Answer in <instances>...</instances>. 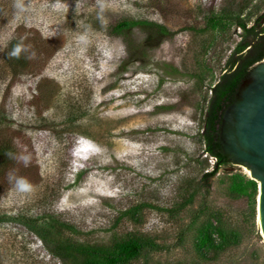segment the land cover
<instances>
[{"label": "rangeland", "instance_id": "obj_1", "mask_svg": "<svg viewBox=\"0 0 264 264\" xmlns=\"http://www.w3.org/2000/svg\"><path fill=\"white\" fill-rule=\"evenodd\" d=\"M263 13L264 0H0V144L14 152L0 159V264H68L62 241L130 238L162 247L130 264H264L247 172L203 182L214 159L198 137L243 33L207 20ZM128 19L172 35H113ZM206 227L216 246L200 252Z\"/></svg>", "mask_w": 264, "mask_h": 264}, {"label": "trees", "instance_id": "obj_2", "mask_svg": "<svg viewBox=\"0 0 264 264\" xmlns=\"http://www.w3.org/2000/svg\"><path fill=\"white\" fill-rule=\"evenodd\" d=\"M264 19V13L259 16L253 25L247 26L239 14L221 15L211 17L206 22V27L221 28L226 23H233L242 30V40L237 43L230 57L228 58L224 72L217 82L209 88V96L203 99V117L201 132L198 137L202 146L203 153L214 159L211 171L205 172L201 180L209 181L216 175L220 167L229 165L226 155L223 153L219 142V124L224 109L229 106L237 91L239 84L249 73L252 67L264 58V27L257 30V26ZM133 29L146 30L150 37L168 38L172 35L166 27L145 20H123L115 24L112 34L115 36H128ZM204 29H200L203 31ZM125 40V39H124ZM12 46L10 45V48ZM16 55L11 53L8 60L11 69L15 67L13 59ZM12 62V63H11ZM14 152L10 150L9 142L0 144V159L13 158ZM248 185L252 190V196L257 195V183L248 180ZM240 188V185L238 186ZM61 230L75 233L76 229L69 224L57 221ZM215 239L210 228L202 229L196 246L200 252H208L215 248ZM161 246L152 242H141L135 239L117 240L107 245L73 243L62 241L57 245V251L68 264H130L140 257L144 250L160 251Z\"/></svg>", "mask_w": 264, "mask_h": 264}, {"label": "water", "instance_id": "obj_3", "mask_svg": "<svg viewBox=\"0 0 264 264\" xmlns=\"http://www.w3.org/2000/svg\"><path fill=\"white\" fill-rule=\"evenodd\" d=\"M219 142L230 164L257 183V225L264 242V58L239 84L221 116Z\"/></svg>", "mask_w": 264, "mask_h": 264}, {"label": "clouds", "instance_id": "obj_4", "mask_svg": "<svg viewBox=\"0 0 264 264\" xmlns=\"http://www.w3.org/2000/svg\"><path fill=\"white\" fill-rule=\"evenodd\" d=\"M19 52H20V47L18 46L14 52L12 53L13 55H19ZM25 159V162H27V157L24 158ZM18 183V186L21 187V189H28L30 188L31 186L27 183V181L23 180V179H20L17 181Z\"/></svg>", "mask_w": 264, "mask_h": 264}, {"label": "bare ground", "instance_id": "obj_5", "mask_svg": "<svg viewBox=\"0 0 264 264\" xmlns=\"http://www.w3.org/2000/svg\"><path fill=\"white\" fill-rule=\"evenodd\" d=\"M245 171L247 172V174L249 175V172L245 169Z\"/></svg>", "mask_w": 264, "mask_h": 264}]
</instances>
